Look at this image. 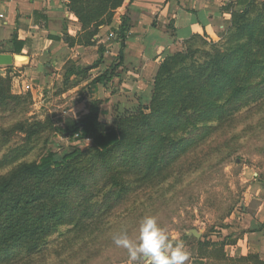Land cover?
I'll return each mask as SVG.
<instances>
[{"label":"trees","instance_id":"1","mask_svg":"<svg viewBox=\"0 0 264 264\" xmlns=\"http://www.w3.org/2000/svg\"><path fill=\"white\" fill-rule=\"evenodd\" d=\"M67 1L83 30L76 41L84 45L94 44L99 26L109 23L125 2ZM229 11V36L237 46L227 52L213 46L214 53L205 52L208 61L192 65L180 78L171 76L175 53L167 54L154 76L148 106L116 105L114 118L107 123L100 119L103 100L90 99L88 112L77 120H32L12 128L25 132L29 141L48 123L63 137L90 145L49 151L39 162L19 163L0 176V264H33L59 225L72 224L69 233L84 232L85 243L92 242L100 233L89 227L97 226L134 191L166 180L181 159L211 138L246 102L264 100V0L258 4L249 0ZM126 29L123 13L116 32L121 42ZM67 41L74 43L68 36ZM87 70L66 66L64 84L71 75ZM110 75L105 71L91 83H105ZM162 89L167 91L164 97ZM20 97L11 92L9 72L0 74V110ZM204 116H213L216 123L205 124Z\"/></svg>","mask_w":264,"mask_h":264},{"label":"rangeland","instance_id":"2","mask_svg":"<svg viewBox=\"0 0 264 264\" xmlns=\"http://www.w3.org/2000/svg\"><path fill=\"white\" fill-rule=\"evenodd\" d=\"M256 1L258 4L261 0ZM226 5L227 8L235 6L231 2ZM231 31L227 23L220 29L217 41L197 40L175 51L172 78H180L190 72L192 65L208 61L210 56H206L205 52L214 53L215 45L222 52L237 46V41L230 39ZM154 76L147 96H142L141 100L135 97L124 101L120 109L138 104L148 106ZM62 89V85L56 83L54 89L43 93L45 100L41 103L31 92L21 93L19 99L10 101L0 110V139L5 138V143L0 144V176L19 163L39 162L49 151L62 153L68 146L77 145L85 149L90 145L78 142L74 137H63L48 123L29 141L25 132L12 129L24 121L47 120L57 123L61 118H72L68 110L58 111L70 107L66 103L69 97L64 98L59 94ZM166 94V89H162L160 95L164 97ZM84 95H87L85 89L75 94L74 99L81 102L79 106H82ZM261 99L250 100L233 112L211 138L175 165L166 180L153 181L134 191L102 222L89 227L96 228L100 233L92 242L85 243L88 238L84 232L82 236L69 233L72 224L59 225L46 239L43 250L35 257L33 264H140L143 258L130 262L127 249L117 247L112 236L124 229L131 240H138L139 221L149 215L156 217L158 225L171 240H182L190 255L218 256V232L227 225L223 222L225 216L243 206L248 183L246 179L251 177L252 171L264 177V100ZM57 104H61L59 109ZM102 109L100 119L111 123L114 114H108L110 111L114 113V108L102 105ZM144 110L149 111V108ZM205 120V124H214L217 119L204 116ZM3 130L8 132L4 133ZM4 156L6 159L2 160ZM198 238L201 239L199 242Z\"/></svg>","mask_w":264,"mask_h":264},{"label":"crops","instance_id":"3","mask_svg":"<svg viewBox=\"0 0 264 264\" xmlns=\"http://www.w3.org/2000/svg\"><path fill=\"white\" fill-rule=\"evenodd\" d=\"M248 1L125 0L112 20L99 26L94 44L84 45L76 41L83 30L67 0H0V53L27 57L23 64L0 66V74L9 72L13 94L31 92L40 103L45 100L43 93L60 83L59 94L69 97L70 107L58 111L68 110L77 120L88 112L90 99H101L112 109L147 96L151 78L167 54L197 40L217 41L220 29L230 25L226 4L231 2L235 6L230 9H237ZM123 13L127 29L121 42L116 32ZM67 36L74 39L73 45ZM68 65L88 70L71 75L64 84ZM105 71L111 73L105 83H91ZM83 89L87 95L79 106L74 98ZM246 181L243 206L225 216L227 225L218 232L220 254H191L185 264H264V177L252 171ZM140 264H145L144 259Z\"/></svg>","mask_w":264,"mask_h":264},{"label":"clouds","instance_id":"4","mask_svg":"<svg viewBox=\"0 0 264 264\" xmlns=\"http://www.w3.org/2000/svg\"><path fill=\"white\" fill-rule=\"evenodd\" d=\"M138 232L136 241L131 240L124 229L112 236L117 247L127 249L130 262L143 258L145 264H185L189 260L190 252L184 242L171 240L155 216L141 218Z\"/></svg>","mask_w":264,"mask_h":264},{"label":"water","instance_id":"5","mask_svg":"<svg viewBox=\"0 0 264 264\" xmlns=\"http://www.w3.org/2000/svg\"><path fill=\"white\" fill-rule=\"evenodd\" d=\"M27 61V57L23 54H6L0 53V66H12L13 64H23Z\"/></svg>","mask_w":264,"mask_h":264},{"label":"built area","instance_id":"6","mask_svg":"<svg viewBox=\"0 0 264 264\" xmlns=\"http://www.w3.org/2000/svg\"><path fill=\"white\" fill-rule=\"evenodd\" d=\"M110 36H113V34H111Z\"/></svg>","mask_w":264,"mask_h":264}]
</instances>
